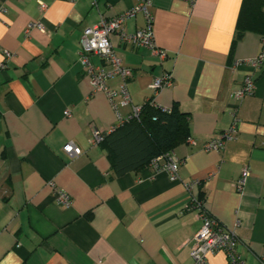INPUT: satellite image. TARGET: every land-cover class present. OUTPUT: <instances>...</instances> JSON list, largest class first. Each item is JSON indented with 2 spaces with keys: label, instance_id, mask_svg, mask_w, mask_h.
Instances as JSON below:
<instances>
[{
  "label": "crops",
  "instance_id": "1",
  "mask_svg": "<svg viewBox=\"0 0 264 264\" xmlns=\"http://www.w3.org/2000/svg\"><path fill=\"white\" fill-rule=\"evenodd\" d=\"M41 1L44 11L38 0H0V264H192L201 221L191 197L235 231L246 264H264V63L254 72L253 93L232 97L249 70L246 61L264 51V37L246 31L231 46L242 0H152L162 59L110 34L131 70L132 105L153 97L159 108L175 105L188 116L195 144L185 138L170 150L181 160L176 181L161 161L117 175L107 144L89 143L92 124L109 132L130 116L131 105L114 110L93 90L78 62L80 38L100 17L139 0ZM38 21L44 29L25 36L27 24ZM144 26L138 12L123 30ZM90 60L109 68L95 55ZM165 72L171 84L154 95L150 85ZM108 83L118 88L120 80ZM234 108L236 138L205 151L204 143L229 127ZM68 141L81 148L79 156L62 151ZM244 166L250 175L238 191ZM192 179L201 183L188 193ZM52 186L69 195V206L57 204ZM207 264L230 263L217 251Z\"/></svg>",
  "mask_w": 264,
  "mask_h": 264
},
{
  "label": "built area",
  "instance_id": "2",
  "mask_svg": "<svg viewBox=\"0 0 264 264\" xmlns=\"http://www.w3.org/2000/svg\"><path fill=\"white\" fill-rule=\"evenodd\" d=\"M69 1L73 2L75 0ZM151 6L152 0H139L136 5L113 17L106 18L102 16L96 24L86 27L80 38L78 62L89 75L93 90L103 92L114 110H117L118 105H131L130 116L121 120L120 123H123L131 117L138 118L142 106L132 105L131 97L127 88V81L131 77V70L123 65L121 58L115 52L110 42V34L118 33L124 42L131 43L133 46L147 47L151 49L154 56H157L160 59L164 58L165 52L159 50L154 41ZM38 7L40 11H44L47 8V5L41 0H38ZM3 11L4 8H0V12ZM138 12L142 13L144 16L145 26L132 33L125 32L123 30V23L127 19L134 17ZM33 28L43 30L44 26L40 21L29 22L24 30L25 36H28L30 30ZM5 55L8 57L9 53L5 52ZM92 55L99 57L109 68L107 69L103 65H94L90 60ZM238 63L239 61L235 62V64ZM263 63L264 51H260L256 56L246 61L249 70L244 74L239 88L233 91L232 97L234 99L241 100L253 93L255 88L254 72L259 69ZM0 67H3L2 63H0ZM113 77H117L120 80L118 88H113L108 83ZM171 80V75L168 72H165L162 77L155 78L150 85L153 94L155 95L162 88L168 87L171 84ZM148 101L156 105L153 101V97ZM64 114L69 116L70 111L66 109L64 110ZM238 123L239 119L236 115V108H234L229 127L220 132L216 137L207 140L203 145V149L205 151L221 150L227 142L236 138L238 133ZM117 126L118 125L112 126L110 131L114 130ZM90 130L91 138L89 143L92 146H97L103 139L104 134L108 133L100 131L93 124L90 126ZM185 140L188 144H195V141L191 136H187ZM62 151L71 158L77 157L82 153L81 148L72 141L66 142L62 146ZM160 161L162 162L163 168L168 172L171 181L179 179L178 169L181 160L178 157L173 155L171 151H168L165 154L153 158L150 161V164L157 167L158 162ZM249 175V167L244 166L241 170L240 176L235 181V187L238 191L243 190ZM200 183L201 181L199 179H192L185 184V188L188 193H191V191L198 187ZM52 188L57 204L61 206H69L71 203L69 195L54 186H52ZM191 205L197 208V215L201 221L199 229L192 237V245L190 249L192 264H207V255L217 251H223L230 264H246L237 253L236 248L238 237L235 231L227 229L217 220L212 218L202 202L196 198L191 197ZM260 264L263 263L261 262Z\"/></svg>",
  "mask_w": 264,
  "mask_h": 264
},
{
  "label": "trees",
  "instance_id": "3",
  "mask_svg": "<svg viewBox=\"0 0 264 264\" xmlns=\"http://www.w3.org/2000/svg\"><path fill=\"white\" fill-rule=\"evenodd\" d=\"M246 31L264 37V0H242L232 47ZM141 106L138 118L131 117L119 124L105 133L99 143L107 144L117 175L147 165L188 136V116L175 105L170 110H162L150 101Z\"/></svg>",
  "mask_w": 264,
  "mask_h": 264
}]
</instances>
